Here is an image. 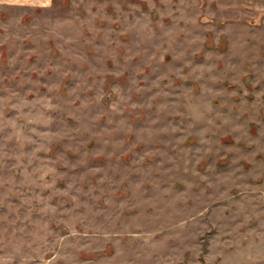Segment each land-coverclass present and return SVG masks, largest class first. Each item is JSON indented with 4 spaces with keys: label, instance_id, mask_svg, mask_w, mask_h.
<instances>
[{
    "label": "rangeland",
    "instance_id": "1",
    "mask_svg": "<svg viewBox=\"0 0 264 264\" xmlns=\"http://www.w3.org/2000/svg\"><path fill=\"white\" fill-rule=\"evenodd\" d=\"M0 264H264V0H0Z\"/></svg>",
    "mask_w": 264,
    "mask_h": 264
},
{
    "label": "crops",
    "instance_id": "2",
    "mask_svg": "<svg viewBox=\"0 0 264 264\" xmlns=\"http://www.w3.org/2000/svg\"><path fill=\"white\" fill-rule=\"evenodd\" d=\"M10 2L11 1H16L17 2V0H9ZM18 1H33L34 3H36V4H38V5H45V4H47L50 0H18Z\"/></svg>",
    "mask_w": 264,
    "mask_h": 264
}]
</instances>
